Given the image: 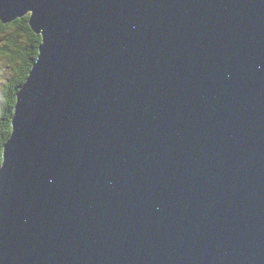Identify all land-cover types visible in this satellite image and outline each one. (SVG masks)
Here are the masks:
<instances>
[{
  "label": "water",
  "instance_id": "water-1",
  "mask_svg": "<svg viewBox=\"0 0 264 264\" xmlns=\"http://www.w3.org/2000/svg\"><path fill=\"white\" fill-rule=\"evenodd\" d=\"M25 15L0 264H264V0H0Z\"/></svg>",
  "mask_w": 264,
  "mask_h": 264
},
{
  "label": "trees",
  "instance_id": "trees-1",
  "mask_svg": "<svg viewBox=\"0 0 264 264\" xmlns=\"http://www.w3.org/2000/svg\"><path fill=\"white\" fill-rule=\"evenodd\" d=\"M41 36L30 28L28 15L9 23L0 21V60L5 62L0 90V163L4 143L10 135V121L16 93L25 82L38 55Z\"/></svg>",
  "mask_w": 264,
  "mask_h": 264
},
{
  "label": "rangeland",
  "instance_id": "rangeland-1",
  "mask_svg": "<svg viewBox=\"0 0 264 264\" xmlns=\"http://www.w3.org/2000/svg\"><path fill=\"white\" fill-rule=\"evenodd\" d=\"M4 64H5V62L3 60H0V90L2 89V84L5 81V79H4V71H5L6 68L4 67ZM2 80H3V82H2ZM15 102H16V99H15ZM14 105H15V103H14ZM13 113H14V107H13L12 115H13ZM10 125H11V121H10ZM10 133H11V128H10ZM0 166H1V163H0Z\"/></svg>",
  "mask_w": 264,
  "mask_h": 264
},
{
  "label": "bare ground",
  "instance_id": "bare-ground-1",
  "mask_svg": "<svg viewBox=\"0 0 264 264\" xmlns=\"http://www.w3.org/2000/svg\"><path fill=\"white\" fill-rule=\"evenodd\" d=\"M33 31V30H32Z\"/></svg>",
  "mask_w": 264,
  "mask_h": 264
}]
</instances>
